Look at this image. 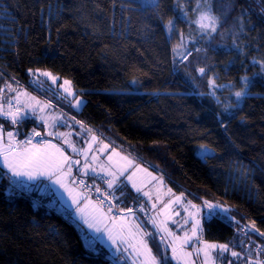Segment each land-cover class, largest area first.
Returning <instances> with one entry per match:
<instances>
[{"label":"snow or ice","instance_id":"snow-or-ice-1","mask_svg":"<svg viewBox=\"0 0 264 264\" xmlns=\"http://www.w3.org/2000/svg\"><path fill=\"white\" fill-rule=\"evenodd\" d=\"M261 3L264 4V0ZM45 7L50 32L51 22L60 21V13L71 11L67 6L53 8L50 3H38L42 20ZM94 10L98 15L107 11L111 17L107 35L121 38L119 42L130 35L128 29L135 27L131 23L133 20L140 22L138 30L144 32L145 39L162 32L171 45L174 68H182L194 88H199L200 80H207L209 90L194 94L216 101L223 109L217 114L218 120L221 116L235 118L242 110V102L252 95L251 89L257 85L264 88V7L259 22L253 21L250 9L238 0H174L170 10L164 9V0H110L107 10L100 3H96ZM0 18L13 25L0 24V34L6 38L5 50L13 48V54L18 57L19 38L29 33L6 6L0 7ZM229 19L233 21L231 28L226 27ZM87 27L98 40L105 35L101 19ZM56 31L59 33L60 28ZM253 32L257 35L253 36ZM217 39L230 40L231 47L227 44L213 47ZM251 41H255L260 55L252 56L249 65ZM108 46L104 44L105 48ZM210 50L229 56L235 51L237 58H245L239 60L244 66L239 87L235 82L218 83L221 77L216 65L208 63ZM193 52L203 53V66L197 57L193 67L189 60ZM236 62L233 59L229 64ZM256 66L258 69L249 75V68ZM224 71L227 73L228 69ZM27 75L30 79L26 87L15 75L9 76L0 69V164L6 170L2 174L13 192L23 194L40 188L58 196L62 214L80 228L87 249L96 251L97 238L93 235L90 240L81 225H86L92 234L107 236L114 249L113 264H264V243L252 239L256 236L264 241V230L257 227L255 220L242 226L234 209L225 203L199 196L195 199L200 203H196L183 191L177 194L165 185L162 171L156 174L155 169L150 170L151 165L145 167L142 161L112 146V141L105 142L92 127L64 110L68 108L81 114L85 106L82 99L85 93L77 92L72 80H61L52 72L39 68H29ZM131 83L137 87L141 84L137 79ZM28 87L39 95H34ZM219 90L228 91L234 101H222L217 94ZM49 97H55V103ZM220 122L227 130L228 125ZM29 123L33 125L30 129ZM61 128L69 131H60ZM74 135L80 137V146L73 140ZM231 143L240 147L234 141ZM197 154L206 162L218 158L217 150L204 143ZM235 167L250 193L253 187L258 188L253 167L239 159ZM261 173L264 175V169ZM232 179L235 184L236 178ZM129 187L134 193L129 192ZM224 191H229L227 186ZM129 200L132 202L128 203ZM137 213L142 214L143 219ZM213 220L230 222L237 227L236 240L209 241L205 236V224ZM52 235L60 237L61 234L54 229ZM154 241L158 251L153 250Z\"/></svg>","mask_w":264,"mask_h":264},{"label":"trees","instance_id":"trees-1","mask_svg":"<svg viewBox=\"0 0 264 264\" xmlns=\"http://www.w3.org/2000/svg\"><path fill=\"white\" fill-rule=\"evenodd\" d=\"M238 2L250 9L253 21L259 22L264 7L261 0ZM38 3H50L53 8L67 6L71 11L60 13L61 20L51 22L50 32L48 9L44 8L42 20ZM96 3L106 10L110 7V0H0V7L6 6L29 33L19 38L18 57L13 48L5 50L6 38L0 34V69L24 79L28 78L29 68L49 69L72 80L76 91L85 93V106L81 114L74 115L105 141H112V146L151 165L156 173L162 171L167 186L177 194L183 191L196 202H200L195 199L199 196L225 203L234 209L236 219L246 224L255 220L257 227L264 230V88L257 85L251 89L252 95L242 102V110L235 118L221 116L218 120L217 114L223 109L216 101L193 94L194 90L207 92V80H200L197 89L182 68L175 71L171 45L162 32L145 39L144 32L138 30L140 22L133 20L135 27L128 29L130 35L119 42L121 38L107 35L111 17L107 11L98 15ZM173 3L174 0H164V9L170 10ZM115 11L119 19V8ZM97 19L102 20L105 32L99 40L87 27ZM0 24L13 27L3 18ZM232 24L229 19L226 27ZM184 31H188L186 26ZM251 43L249 65L252 56L260 55L255 41ZM224 44L231 47L230 40L221 39L213 47ZM208 55V63L216 65L221 77L218 83L235 82L239 87V77L244 74L239 60L245 58H237L235 51L229 56L210 50ZM197 57L203 66V53L193 52L189 58L193 67ZM233 59L237 62L230 65ZM257 69L258 66L249 68L248 74ZM133 79L141 82L139 87L131 83ZM217 94L222 101L235 99L225 90ZM221 120L228 125L227 130ZM32 126L27 125L29 129ZM202 143L215 148L218 158L207 162L200 159L197 150ZM237 159L256 170L258 188L253 187L251 193L239 179ZM232 178H236L235 184ZM34 191L43 202L50 201L37 189ZM129 192L134 193L130 188ZM54 229L59 230L60 237L52 235ZM80 235L63 216L49 213L27 198L8 196L4 185H0V264H111L106 259L110 255L106 248L95 244L96 257L84 249ZM205 236L209 241L223 243L235 241L237 231L230 222L213 220L205 224ZM152 246L154 251L159 250L155 241Z\"/></svg>","mask_w":264,"mask_h":264},{"label":"built area","instance_id":"built-area-1","mask_svg":"<svg viewBox=\"0 0 264 264\" xmlns=\"http://www.w3.org/2000/svg\"><path fill=\"white\" fill-rule=\"evenodd\" d=\"M3 170L0 168V185H4L5 187V193L6 195L8 196H16V197H24V198H28L29 200L32 201V203L37 206V207H44L49 213H54V214H57V215H61L63 216V218L67 221H69L70 223H72V225L74 226L75 229H77L79 231V228L77 227L76 224H74L66 215L62 214L61 210H60V207H59V203H55V204H52L51 202H43L42 200H40L39 198H37L35 195H34V190L32 189L31 191H26L24 192L23 194H18V193H15L12 191V187L9 183V181L7 180L6 177L3 176ZM89 183H91V181H89ZM94 198V197H93ZM139 214V213H137ZM142 216V215H141ZM143 217V216H142ZM238 220V219H237ZM240 221V220H239ZM240 225H247L246 223H243L240 221ZM237 233H238V228L235 227ZM80 238H81V242H82V245L84 247V249L86 251H88L89 253L90 252H93V251H90L89 249H87L85 247V240L83 238L82 235H80ZM253 240H256L257 242H261V243H264V241H261L259 240L258 237L256 236H253L252 237ZM95 247V245H94ZM96 255V257H98V254L97 252L95 251L94 252ZM111 264H113V260H111V258H106Z\"/></svg>","mask_w":264,"mask_h":264},{"label":"crops","instance_id":"crops-1","mask_svg":"<svg viewBox=\"0 0 264 264\" xmlns=\"http://www.w3.org/2000/svg\"><path fill=\"white\" fill-rule=\"evenodd\" d=\"M73 139L75 140V136H73ZM78 146V145H77ZM123 154H126V153H124V152H122ZM126 155H128V154H126ZM130 157H132V156H130ZM132 158H134V157H132ZM135 159V158H134ZM0 166H1V168L3 169V165L2 164H0ZM144 166H147V165H144ZM148 167V166H147ZM4 170V169H3ZM151 170V169H150ZM4 171H6V170H4ZM156 174H159V173H156ZM164 182H165V185L167 186V183H166V181H165V179H164ZM168 187V186H167ZM130 188V187H129ZM35 189H37L39 192H40V194L42 195V196H44V197H46V198H50V201H56V202H58L59 203V197L58 196H54L53 195V193L52 192H50V191H46V190H43V189H40V188H35ZM133 192H134V190H132ZM61 193L63 192V190L61 189V191H60ZM64 196H65V199H67V196H66V194H64ZM189 197V196H188ZM190 198V197H189ZM190 199H192V198H190ZM195 201V200H194ZM197 203H200V202H197ZM146 207H148L147 205H146ZM139 218L141 217L140 215H137ZM143 219V218H142ZM81 227L83 228V231H84V233H88L89 234V236L90 237H92V235H94L97 239H96V242H95V244L97 245H100V246H102V247H104V248H106L108 251H109V253H110V255L112 256V248L110 247V242L107 240V236L104 234V233H95V234H92L91 233V230H89V229H87V227H86V225H81ZM80 231V230H79ZM80 234H81V231H80ZM101 241H103V242H101Z\"/></svg>","mask_w":264,"mask_h":264},{"label":"rangeland","instance_id":"rangeland-1","mask_svg":"<svg viewBox=\"0 0 264 264\" xmlns=\"http://www.w3.org/2000/svg\"><path fill=\"white\" fill-rule=\"evenodd\" d=\"M42 71H50V72H52L51 70H49V69H41ZM175 71H177V69H175ZM54 75H57V74H55L54 72H52ZM57 76H59V75H57ZM16 77V79H18L20 82H21V84L22 85H24V86H28V82H29V79H30V77L28 76V78L27 79H24V78H22V77H17V76H15ZM60 77V76H59ZM61 78V80L62 79H65V78H62V77H60ZM28 90L30 91V92H33V89H32V87H28ZM195 92H198V90H194L193 91V94L195 93ZM33 94L34 95H39V93H35V92H33ZM196 95V94H195ZM196 96H198L199 97V95H196ZM41 98H43V97H41ZM49 99H52L53 100V102L55 103V97H49ZM82 99H83V101L85 102V99H84V97H82ZM57 110H59L58 108H57ZM65 111H67V112H69V114L70 115H74V110H71V109H68V108H65L64 109ZM60 131H69V129L68 128H61L60 129ZM75 136V135H74ZM78 139L77 140H74L76 143H77V145L78 146H80V143H81V141H80V137H78V136H76ZM73 138V137H72ZM105 142H107V141H105ZM119 150V149H118ZM126 155V154H125ZM198 155V154H197ZM132 158V157H131ZM134 159V158H133ZM145 167H147V166H145ZM0 168H1V166H0ZM2 169V168H1ZM3 170V169H2ZM4 171V170H3ZM34 190V189H33ZM61 191V190H60ZM34 193H35V191H34ZM35 195V194H34ZM162 198H167L166 196H163ZM28 199V198H27ZM188 199H190L189 197H188ZM49 202H51L52 204H55L56 203V201H49ZM194 202H196V201H194ZM197 203V202H196ZM137 215H142V214H137ZM181 215H183V213H181ZM141 219H142V217H140ZM72 224V223H71ZM75 224V223H74ZM149 227V226H148ZM149 229H150V227H149ZM79 230H80V228H79ZM81 231V230H80ZM81 235H82V233H81ZM93 236V235H92ZM91 238L92 237H90L89 236V239L91 240ZM113 251L112 252H114V249H112ZM106 258H111V260H113V257L111 256V255H109V256H107ZM173 264H174V262H173Z\"/></svg>","mask_w":264,"mask_h":264}]
</instances>
